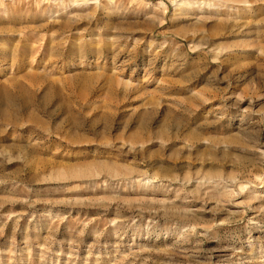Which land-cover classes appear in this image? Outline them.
<instances>
[{
	"label": "rangeland",
	"instance_id": "1",
	"mask_svg": "<svg viewBox=\"0 0 264 264\" xmlns=\"http://www.w3.org/2000/svg\"><path fill=\"white\" fill-rule=\"evenodd\" d=\"M180 2L0 0V264H264V0Z\"/></svg>",
	"mask_w": 264,
	"mask_h": 264
},
{
	"label": "bare ground",
	"instance_id": "2",
	"mask_svg": "<svg viewBox=\"0 0 264 264\" xmlns=\"http://www.w3.org/2000/svg\"><path fill=\"white\" fill-rule=\"evenodd\" d=\"M96 1V0H95ZM210 2V0L208 1V0H181V2H180V5H186V4H196V5H200V6H203V7H205L207 4L209 5V4H211V3H209Z\"/></svg>",
	"mask_w": 264,
	"mask_h": 264
}]
</instances>
